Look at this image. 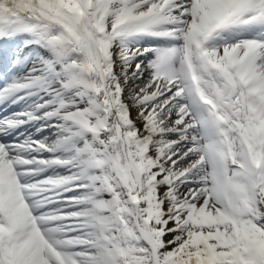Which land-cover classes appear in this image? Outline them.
Masks as SVG:
<instances>
[{
  "label": "snow or ice",
  "instance_id": "obj_1",
  "mask_svg": "<svg viewBox=\"0 0 264 264\" xmlns=\"http://www.w3.org/2000/svg\"><path fill=\"white\" fill-rule=\"evenodd\" d=\"M0 264H264V0H0Z\"/></svg>",
  "mask_w": 264,
  "mask_h": 264
}]
</instances>
